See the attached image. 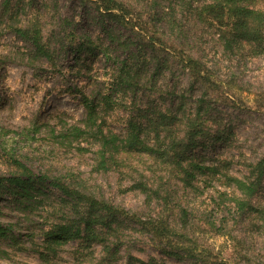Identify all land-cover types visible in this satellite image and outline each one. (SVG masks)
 <instances>
[{
  "label": "rangeland",
  "instance_id": "rangeland-1",
  "mask_svg": "<svg viewBox=\"0 0 264 264\" xmlns=\"http://www.w3.org/2000/svg\"><path fill=\"white\" fill-rule=\"evenodd\" d=\"M6 1L0 0V179L5 181L15 172L7 158L12 151L22 156L21 160L35 173L80 176L92 193L137 213L141 220L138 217L129 220L118 233L123 240L122 259L115 264H129L130 256L146 262L155 260L152 264H264V220L252 210L242 213L230 207V201L223 202L216 190L226 189L217 181L203 177L198 189L185 187L173 167L157 166L154 173L149 160L132 155L125 162L147 170V176L160 173L171 177V183L164 186L163 191L158 190L147 198L130 187V173L124 169L116 165L108 170L100 169L96 146L92 143H78L74 139L60 143V139L55 138L66 123L82 124L86 110L81 103V93L90 96L110 93L107 78L114 67L113 61L103 55L77 61L76 52L64 47L58 49L53 63L35 61V67H30L25 63L30 62L25 56L30 45L13 31L16 21L5 13ZM10 1L13 5L10 14L17 12L19 19L43 14L48 35L58 24L59 16L76 18L78 31L100 35L109 44L113 58L125 56L118 39L138 38L129 27L102 17L81 0ZM209 1H177L179 24L175 38L168 35L169 30L166 29V34L161 31L168 25L162 21V8L158 5H151L154 9L150 13L149 3H140L142 20L136 19V22L149 30L159 29L156 37L167 46H177L202 60L213 80L220 84L218 89L208 91L212 117H219L222 126L233 128V135L222 142L199 139L195 150L205 156L206 164L231 161V172L243 176L246 164L264 154V98L261 100L257 95L264 89V53L249 44L238 47L235 53L226 52L220 38L222 29L211 17L208 19L212 22L199 16L198 9ZM258 7L264 10V5ZM111 29L116 37L112 44L108 35ZM155 71L152 65L146 69L145 76ZM157 84L163 90L175 88L182 93L190 86V81L187 72L175 64L157 75ZM201 92L195 93L196 98ZM224 97L228 99H222ZM120 98L119 105L106 113L108 128L116 132H125L129 118L144 113L147 107L156 110L165 103L170 108L177 104V100L173 104L170 98L163 102L152 89L146 88L130 89ZM209 126L214 130L215 124ZM254 205L264 207V189ZM52 206L57 203L53 202ZM56 208L45 209L47 213L24 212L10 194L0 196V220L14 224L13 231L19 242L13 245L10 241H0L1 250L8 251V254L0 252V264H105L100 245L88 249L80 247L79 241H71L42 258L41 251H49L45 249L41 230L57 222L62 213L58 206ZM183 209L189 211L186 225ZM152 216L170 223L176 233L160 239L136 223ZM160 241L171 250L182 244L191 249V255L188 253L183 259L169 256L162 252ZM135 264L139 263L135 261Z\"/></svg>",
  "mask_w": 264,
  "mask_h": 264
},
{
  "label": "trees",
  "instance_id": "trees-1",
  "mask_svg": "<svg viewBox=\"0 0 264 264\" xmlns=\"http://www.w3.org/2000/svg\"><path fill=\"white\" fill-rule=\"evenodd\" d=\"M146 1L149 6L158 5L162 8L160 15L168 26L161 31L166 34L169 30L168 35L175 38L179 24L175 5L178 0H81L86 7H94L102 17L127 26L138 34L137 39H118L125 56L117 58H113L109 44L100 35L79 32L76 18L59 16L58 24L48 35L43 14L19 19L17 12L10 14L13 5L10 0L6 1L5 13L8 18L16 21L13 31L30 45L25 54L30 60L25 63L30 67H35V61L48 60L53 63L58 49L64 47L72 48L76 52L77 61L100 55L113 61L114 67L107 78L111 84L110 93L102 92L96 96L81 93V103L86 110L82 124L66 123L55 138L60 139V143H68L66 141L73 139L78 143H92L96 146L100 169L108 170L112 165L124 169L123 171L130 173V187L147 198L158 190L163 191L164 186L171 183V177L160 173L147 176V170L139 169L134 163L125 162L132 155L149 160L148 164L152 165L149 167L154 173V167L157 166L173 167L176 177L185 187L198 189V182L203 177L215 180L226 189L216 190L223 202L230 201V207L242 213L252 210L264 220V207L254 205V200L264 189V154L246 164V173L243 176L231 172L229 160L205 163V156L195 150L199 139L203 142L210 139L222 142L227 136L233 135V128L222 126L219 117H212V103L208 98V91L218 89L220 84L213 80L210 70L202 60L177 46H167L164 40L156 37L159 36V29L149 30L142 23L140 26L136 22V19H141L143 12L139 11L141 8L138 6ZM261 4L264 5V0H211L204 2L198 13L206 21L212 22L208 19L211 17L222 29L220 38L226 52L235 53L238 47L249 44L264 53V10L258 7ZM149 9L153 13V6ZM152 16L156 19V15ZM108 35L111 36L112 44L116 40L115 31L109 30ZM175 64L187 72L190 81V86L182 93H178L175 88L163 90L157 84V75ZM152 65L156 71L145 76L146 69ZM136 88L152 89L163 102L170 98L173 104L177 100V104L170 108L165 103L156 110L147 107L144 113L132 115L125 132L109 129L107 111L119 105L123 94ZM197 91L202 92L196 98ZM187 93L190 95L187 96ZM257 95L262 100L264 89ZM210 123L215 124L214 130H211ZM7 158L10 165L15 167V172L5 178V181L0 179V196L10 194L12 201L22 206L24 212L32 210L45 213V209L52 207L56 210L57 206L61 210L62 214L57 217V222L41 230L45 249L49 251H41L43 259L71 241H79L80 247L88 249L95 244L100 245L105 264H115L122 259L123 240L118 233L129 220L139 216L137 213H131L126 208L92 193L84 183L85 179L80 176L71 173L53 176L46 171L35 173L21 160L22 156L12 151L7 154ZM53 202L57 206H52ZM188 212L187 209L182 210L184 225L187 224ZM140 220L136 223L160 239L168 238L177 231L160 217L152 216L148 220ZM13 226L12 223L5 224L0 220V241L19 244ZM178 245L174 246L175 250H171L161 242L159 247L163 253L177 259L191 255V249L182 244ZM0 252L8 254V251L1 248ZM135 261L139 264L156 262H146L130 256L129 264H135Z\"/></svg>",
  "mask_w": 264,
  "mask_h": 264
},
{
  "label": "bare ground",
  "instance_id": "bare-ground-1",
  "mask_svg": "<svg viewBox=\"0 0 264 264\" xmlns=\"http://www.w3.org/2000/svg\"><path fill=\"white\" fill-rule=\"evenodd\" d=\"M58 100V99H57ZM58 103H60V102H58Z\"/></svg>",
  "mask_w": 264,
  "mask_h": 264
}]
</instances>
